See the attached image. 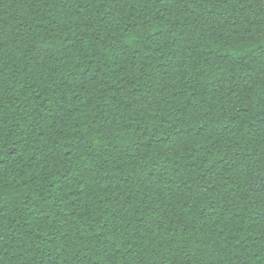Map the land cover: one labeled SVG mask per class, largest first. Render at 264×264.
Listing matches in <instances>:
<instances>
[{"label":"trees","instance_id":"obj_1","mask_svg":"<svg viewBox=\"0 0 264 264\" xmlns=\"http://www.w3.org/2000/svg\"><path fill=\"white\" fill-rule=\"evenodd\" d=\"M0 264H264V0H0Z\"/></svg>","mask_w":264,"mask_h":264}]
</instances>
